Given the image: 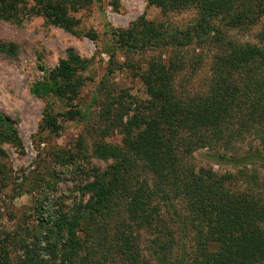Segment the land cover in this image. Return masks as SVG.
Instances as JSON below:
<instances>
[{"label": "trees", "instance_id": "trees-1", "mask_svg": "<svg viewBox=\"0 0 264 264\" xmlns=\"http://www.w3.org/2000/svg\"><path fill=\"white\" fill-rule=\"evenodd\" d=\"M24 1L0 0V18H17ZM151 1L163 9L197 5L200 15L195 24L183 29L142 17L130 30H113L128 51L171 46L181 49L201 41L218 44L222 33L215 24L217 19L225 18L230 26L241 23L248 28L258 21V16L253 17L254 10L243 6L240 0ZM40 2L49 20L72 29L74 22L67 5L60 0ZM258 37L263 43L237 47L227 42L226 53L215 57V74L206 98L175 95L170 83L179 70V62L168 65L153 61L139 74L150 95L147 105L157 108L159 116L140 113L142 104L127 122L120 114L127 136L122 147L107 145L95 151L96 156L112 159L113 164L83 185L82 194L91 195V201L76 204L69 212L61 208L56 219L49 215L41 220L49 247L54 234L60 235L57 241L62 239L59 246L56 241L54 248L49 249L53 260L58 264H92L89 260L102 252L104 241L111 234L106 222L99 219L118 211L112 241L121 264H264V181L246 167L255 159L264 166V33ZM86 62L70 51L60 66L51 70L41 66L45 80L35 83L33 91L58 96L75 93L84 79L78 70L84 69ZM114 64L112 60L111 65ZM113 72L111 69L109 73ZM79 114L74 107L59 117L47 113L44 127L56 133L62 127L60 117L73 119ZM103 116L110 118L108 112ZM239 142L248 143L250 151L242 158L244 170L237 174L220 175L213 168H197L193 162L195 152L201 149L238 150ZM222 158L237 167L236 156L230 160L224 153ZM118 202L122 204L118 206ZM239 218L246 225L233 230L235 219ZM175 223H190L196 230L197 247L193 254L177 253ZM80 232L85 233L84 239L79 237ZM217 241L220 249L211 250V243ZM0 253L4 257L0 264H8L4 247L0 246ZM106 253L103 261L108 258V250ZM95 259L94 264H101L98 255Z\"/></svg>", "mask_w": 264, "mask_h": 264}, {"label": "rangeland", "instance_id": "rangeland-1", "mask_svg": "<svg viewBox=\"0 0 264 264\" xmlns=\"http://www.w3.org/2000/svg\"><path fill=\"white\" fill-rule=\"evenodd\" d=\"M60 1L68 6L74 22L72 29L49 20L40 0L24 1L21 13L13 20L0 18V120L6 121L0 122V246L6 249L8 264H58L49 249L54 248L60 235L54 234L49 247L41 220L49 215L56 219L61 208L69 212L76 204L91 201V195L82 194L83 185L94 181L99 171L104 172L113 164L112 159H101L95 151L107 145L122 147L127 136L120 124V114L127 122L142 104L140 113L159 116L157 108L150 109L147 105L150 95L139 75L153 61L180 63L170 83L177 97L206 98L215 74V57L226 53L227 42L237 47L263 43L258 35L264 33V0H240L243 6L254 10L253 17L258 16V21L249 28L241 23L230 26L225 18L217 19L215 24L222 33L218 44L201 41L181 49L171 46L132 51L120 45L113 30H130L142 17L183 29L195 24L199 7L163 9L151 0ZM255 4L261 5L260 8ZM70 51L87 61L86 67L78 70L84 79L75 93L69 96L35 93L33 85L44 81L46 76L41 66L49 70L60 66ZM112 60L116 64L111 65ZM111 69L114 72L110 74ZM73 107L80 114L73 119L60 117L62 127L58 132L44 127L45 114L59 117ZM106 112L110 118L103 116ZM247 145L239 142L238 150L230 151L223 147L219 151L201 149L195 152L193 162L197 168H213L220 175L237 174L244 170L242 158L250 151ZM224 153L230 160L233 156L238 158L237 167L232 161L221 159ZM253 162L246 166L247 171H256L264 181V166L257 159ZM115 212L110 213L111 217L99 219L106 222L111 233L109 240L104 241L106 246L97 254L102 260L108 250V258L101 264H121L112 241L114 220L118 217V211ZM241 219H235L233 230L246 225ZM262 225L264 228L263 222ZM174 228L177 253L193 254L197 247L196 230L190 223L182 226L175 223ZM79 237L84 239L85 233L80 232ZM57 242L59 246L62 239ZM220 247L218 241L210 245L213 251ZM1 257L0 253V262L4 258ZM95 258L91 257L90 263H96Z\"/></svg>", "mask_w": 264, "mask_h": 264}]
</instances>
